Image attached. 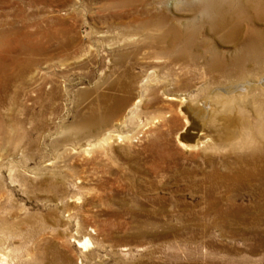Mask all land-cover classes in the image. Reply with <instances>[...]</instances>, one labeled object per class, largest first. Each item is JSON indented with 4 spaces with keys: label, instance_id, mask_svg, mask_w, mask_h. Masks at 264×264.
<instances>
[{
    "label": "rangeland",
    "instance_id": "obj_1",
    "mask_svg": "<svg viewBox=\"0 0 264 264\" xmlns=\"http://www.w3.org/2000/svg\"><path fill=\"white\" fill-rule=\"evenodd\" d=\"M210 5L20 1L38 36L0 39V222L22 233L3 244L10 264H264V141L233 134L244 119L264 125V59L208 71V50L237 47L206 32ZM144 9L206 45L176 51ZM263 13L234 16L264 39ZM187 114L208 137L197 147L178 141Z\"/></svg>",
    "mask_w": 264,
    "mask_h": 264
},
{
    "label": "bare ground",
    "instance_id": "obj_2",
    "mask_svg": "<svg viewBox=\"0 0 264 264\" xmlns=\"http://www.w3.org/2000/svg\"><path fill=\"white\" fill-rule=\"evenodd\" d=\"M20 1L21 0H0V39L4 40L6 38L12 37L14 39H17V41L19 40L24 41L26 39H27L26 41H28L31 37L32 40L37 38L38 31L27 29V25L24 24L23 22L24 18L26 17L23 16V9H21L20 7L21 5L19 6ZM35 1L36 0H29V3L33 4L35 3ZM236 1L238 6L237 10L232 9L231 8L232 4L229 3L228 1L223 2L220 0H210L211 5L207 10L209 12V15L212 16V19L209 23L210 25L208 26L206 32L211 33L212 36H214V34H220V36L218 37H220L222 41L231 43L233 44L234 47L235 46L237 47H235L230 57L228 58H225V55H223L222 52H217L216 50L212 51V48L208 50L209 55H207L208 57H206L205 59V65L208 71H220L223 74H227V73L243 74V71H246L245 69L249 64L251 63L257 64L264 59V39L262 37V32L251 28H248V30L245 31V29H243V27L240 26V18L234 16V13L239 11L244 13V15L246 14L244 17L247 22L248 21L254 22L257 19H263L262 14L260 16L253 15L251 14V11L255 7H261L264 10V1L263 0H236ZM165 11L166 10L158 11L156 19H153L152 17L150 18L149 16L150 13H148V10L144 9L146 16H144V18L139 20L144 22V24L145 23L154 24L155 22V24L158 25L160 23L162 25L161 28H163L162 30L163 34L161 32V34L163 35L162 38H164V40H166L167 43L169 42L168 43L169 45H171V43L174 44L178 43L180 45L176 48V51L181 46L189 42L191 43L193 42L192 43L193 45H197L199 47L206 45V42L202 43L201 41L197 40V38H195L192 35V33L189 30H187V27L183 28L181 21L172 19L170 15ZM22 17H24L23 20ZM44 34L49 36L47 32H45ZM25 45L29 47L31 46L29 45V42L25 43ZM197 46H194L193 48H196ZM32 48L35 49V51L41 52L43 50H46L47 46H40V44L38 45L34 43ZM202 50L200 49V53H198L199 57L200 55H202L201 53ZM192 61L193 62L195 61L193 57H192ZM227 88L225 89L226 92L233 89V88H228V89ZM169 98L180 99L181 101H187L186 100L187 97L183 95H179V96L170 95ZM216 101L223 103L229 102L227 98H224L222 96L217 97ZM186 110L189 111V109ZM195 113L196 111L193 114ZM202 114L204 115V112H202ZM254 124H250L248 120L244 119L243 121L240 122V129L233 131V134L234 135L237 134L239 136L242 133V135L246 139L247 138L251 139L253 135H257L258 136L257 138H260L261 140L264 141V125L261 123H257L254 126ZM189 125H192V123L189 115L187 114L185 117V126L180 131L182 133L178 134V138H179L178 141L180 145L186 148H190L195 146L197 147L200 144L202 145L204 142H206L208 137L207 139L205 138L206 140L205 139L202 140V138L200 137L202 132L201 131L195 132L191 127H188ZM192 131H194L196 134L193 135L194 132ZM116 134L117 137L122 136L121 133H116ZM189 138H192V142L184 141V139H189ZM259 151L262 152V150L260 149ZM260 152H256V158L253 157L255 160L260 156H262L261 159L263 158V155H259L262 154ZM253 172L254 171H252V173ZM256 173L259 176L258 179H260L261 182H263V183L260 182L261 183L260 194L262 197H264V169L260 171H256ZM21 236H22L21 230H19L15 226V224H11V223L8 224L4 220L3 222H0V264H10L8 262L9 260L7 261V255L4 251L5 247L3 244ZM79 243L81 247L86 248L91 242L89 238L84 237L82 240H79Z\"/></svg>",
    "mask_w": 264,
    "mask_h": 264
}]
</instances>
